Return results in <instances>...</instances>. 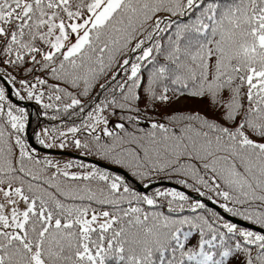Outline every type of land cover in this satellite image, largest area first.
<instances>
[{
	"label": "snow or ice",
	"instance_id": "1",
	"mask_svg": "<svg viewBox=\"0 0 264 264\" xmlns=\"http://www.w3.org/2000/svg\"><path fill=\"white\" fill-rule=\"evenodd\" d=\"M0 264H264V0H0Z\"/></svg>",
	"mask_w": 264,
	"mask_h": 264
}]
</instances>
